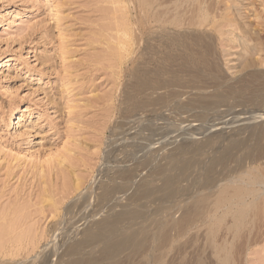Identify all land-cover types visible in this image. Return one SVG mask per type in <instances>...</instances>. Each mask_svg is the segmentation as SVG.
I'll use <instances>...</instances> for the list:
<instances>
[{
    "label": "rangeland",
    "instance_id": "obj_1",
    "mask_svg": "<svg viewBox=\"0 0 264 264\" xmlns=\"http://www.w3.org/2000/svg\"><path fill=\"white\" fill-rule=\"evenodd\" d=\"M113 1L0 0V222L11 226L6 237L0 235V264H66L69 244L126 206L140 209L147 224L171 215L174 206L206 190L208 169L236 140L242 146L233 150L237 156L230 168L241 163V172L254 170L264 181V154L258 151L264 148V0H236L244 7L246 34H241V19L239 26L220 34L212 26H192L189 16L179 20L181 25L161 30L143 0ZM178 1L166 0V5L172 8ZM118 26L134 48L122 62L108 54L116 46L112 39ZM197 34L212 46L210 54L194 41ZM158 69L165 78L179 70L185 82L175 86L159 81ZM200 71L220 75L221 84L194 81L192 75ZM252 76L257 78L253 88ZM139 81L156 89L142 93ZM19 108L23 110L15 117ZM201 145L200 153L195 148ZM190 159L194 165L191 176L181 181L182 193L167 201L160 193L134 201L145 182L162 188L165 177L159 169L174 175ZM227 170L217 166L219 181L229 175ZM75 179L83 180L79 192ZM114 183L125 188L116 195L119 200L99 205L101 188ZM261 188L252 223L236 238L232 264H264ZM26 234L44 239L33 249ZM203 240L178 260L202 255ZM208 253L205 264H213Z\"/></svg>",
    "mask_w": 264,
    "mask_h": 264
},
{
    "label": "bare ground",
    "instance_id": "obj_2",
    "mask_svg": "<svg viewBox=\"0 0 264 264\" xmlns=\"http://www.w3.org/2000/svg\"><path fill=\"white\" fill-rule=\"evenodd\" d=\"M143 1H144L145 8H146L145 10L149 14V16L151 17V21L154 22L158 27H160L161 30L165 29V25H173V26L178 25L179 26V25H181L179 20H181V18L184 16H189L192 18V22L194 21L193 23H195V24H191L192 26L201 27V28H205L207 26H212L220 34H222V33L226 34L227 33V32H223L224 28L229 29V28H234V27L239 26L240 25V19H241V34L247 33V29L244 28L245 25L243 26V24H245L246 22L245 23L242 22V21H244V18H246V17H244V18L242 17L244 12H245V11H243L244 7L240 2H237L236 0H235V2H231V0H179L178 2L175 3V6L172 8H170L166 5L168 0H167V2H166V0L165 1L164 0H143ZM232 1H234V0H232ZM132 2H134V1H132ZM112 3H115V1L112 0ZM128 3H131V2H128ZM133 5H134V3L131 6H133ZM120 8L121 9L123 8L122 5ZM111 9H112V6H111ZM118 10H116V11H118ZM132 10H134V9H132ZM113 11L116 12L115 9ZM117 13L121 14L122 12L121 13L117 12ZM116 15H118V14H116ZM254 16H256V15H254ZM133 17H135V15ZM133 17L130 20H134ZM119 19H120V22L122 24H124L122 22L123 18H119ZM125 20H127V19H125ZM125 20H124V22H125ZM187 21L189 23V20H187ZM135 22H133V25H136ZM111 23H113V22H111ZM116 25H118V24H116ZM124 25L128 26V24H124ZM185 25H186V23H185ZM113 26H114V24H113ZM122 26L120 28L121 31L118 29L119 26L117 27V29L119 30V31H117V37L115 39L114 38L112 39L114 41L116 40L115 41L116 43L111 40L112 36L109 37V39H108V40L112 41V43L114 42V44L116 45L115 48L110 49L112 51V53H108V54L115 55L116 58L121 62L125 58H127V56H129V54L131 52L134 51L132 42L129 39L127 32L125 31L124 33H122L124 31V30H122ZM115 29L116 28H114V30ZM244 29H246V30H244ZM138 30H140V29H138ZM140 33H141V31H140ZM137 34L138 33H136L135 35H137ZM141 35L142 34H140V36ZM200 35L197 34L195 36L196 38L194 39V41L201 45V47L205 53L210 54L212 52V46L210 44H207L205 41L206 39L201 38ZM113 37H115V35H113ZM153 37H155V36H153ZM156 37H159V36H156ZM240 41H241V38H240ZM142 42H143V40H142ZM140 44H141V41H140ZM140 44L139 43H138V45L136 44L137 45L136 47L138 48ZM214 44H215V42H214ZM240 44H242V43H240ZM244 44H246V43H244ZM111 46L112 45H110V47ZM245 47H247V46H245ZM107 51L110 52L109 49ZM133 56H136V55H133ZM133 56H131V58ZM111 57H114V56H111ZM131 58L129 60L132 62L133 59H131ZM179 60L177 59V61H179ZM125 64H126V62H125ZM210 66H211L212 70H216V66H214V64H211ZM173 68H174V66H173ZM186 73H189V71ZM191 73H193V72H191ZM194 73H196V72H194ZM155 76H156V79H158L159 81H164V83H166V84L170 83V84L175 85V86L182 85L185 82L183 77L179 74V70L177 72H175V71L171 72L170 77L165 78L162 75V70L158 69V71L155 73ZM192 76H193L194 81H198L200 79L206 78L207 80L212 81L215 84L218 83V86L220 83V78H219L220 75L219 76L214 75L212 72L210 74L206 75L204 71H200V72H198ZM192 76L190 78V75H189L188 81H192ZM162 77H163V79H162ZM255 82H257V78L252 76L250 83H249L252 86V88L255 86ZM224 84H226V83H224ZM222 86H223V83H222ZM150 89H156V87L153 86L152 84H150L149 82L147 83L145 81H139V90H141L142 93L147 91V90H150ZM157 91H159V90H157ZM175 95H176V93H175ZM211 96H214V95H211ZM207 98H208V96H207ZM191 101H192V99H191ZM197 101H199V100H197ZM200 102L202 103L203 100ZM195 103H196V101H195ZM185 104H187V103H185ZM189 106H191V105H189ZM141 109H142V107H141ZM22 110L23 109L19 108L15 114V117H17V115H19V112L21 113ZM251 116H253V115H251ZM258 116H261V115H258ZM159 120H160V118H159ZM127 122H128V120H127ZM165 122H167V121H165ZM124 123H126V121ZM170 125H172V124H170ZM168 127H169V124H168ZM166 129H167V127H166ZM176 129H178V128H176ZM156 131H157V129H156ZM258 137H260V134ZM248 140H249V138H248ZM243 141H244V139H243ZM222 142H223V140H222ZM241 143H242V141L237 142V140H236V142H233L231 146L225 148L220 153L219 157H217L214 160L211 168L208 169V172L206 171L207 174H206V178L204 181L206 190L202 189V192L200 191L201 193H199V191H198L199 194H197V195H195V193H194L195 196L193 195L192 198H190L191 197V195H190L189 196L190 199L186 200V202H184L185 204L179 203L180 205L174 206L175 209L173 208L174 210L172 212H170L171 215H169V214L161 215L163 217H160L159 219H153V220H151V222H149V224H147L146 223L147 221L145 219L146 215L144 216L143 212L140 209H137V207L133 208L132 207L133 205L132 206L131 205L126 206L120 212L114 213L109 218L106 217L107 219H104V220L97 222L95 224L96 225L95 227L92 226L94 228L87 229L85 231V233L83 232L84 233L83 237H81L78 241H76V242L73 241L74 243L69 244L67 246L68 248L65 252V257L68 258L66 260L67 262L65 261V263L66 264H167V263L168 264H205L207 261V260L204 261L205 254H206V252L209 251L208 254H209V257L212 259L213 264H232L233 248L235 245L236 238L240 237V235L244 231V229L247 228L248 225L252 223L251 216L257 208V202L259 201L260 195L263 192V191L261 192V189H262L261 187H263V185H264V181L262 180L263 177L261 178L260 177L261 174L259 175L258 172L257 173L259 176L254 175V170L250 171L248 169L244 172H241V163L239 164L238 168L237 167L236 168H230V164L233 162L234 157L237 156V155L233 156V150L235 148H237V150H238V148L242 146ZM252 143L250 145H252ZM175 145H176V143H175ZM198 145H200V144H198ZM202 145L198 146L195 149H197V151L200 152L201 148L204 147V146L202 147ZM247 145H248V143H247ZM220 146L221 145H219V148H220ZM243 150H245V148ZM185 151H186V148H185ZM258 151L261 154H264V148L262 146L258 147ZM248 152H249V150H248ZM187 153L188 152H185V154H187ZM246 157H247V155H246ZM250 157H251V155H250ZM176 158H178V157H176ZM64 160H65V158H64ZM151 160H152V158H151ZM246 161H247V159H246ZM64 163H65V161H64ZM234 163L235 162H233V164ZM173 165H174V163H173ZM193 165H194V161L191 159L182 161L177 166V168H176L177 171H176V174H174V175L173 174L172 175H165V174H167V173H165V169H159L158 173L163 174L165 177L162 188L157 190L152 186L151 183L145 182L142 186H140V188L136 192L134 201L137 202L141 199L142 200L143 199L149 200L156 193H160L162 196V199L165 201L166 199H171L175 195L182 193L184 190H182L183 188H181V185H180L181 181L185 178H188V176H191L190 172H191V169L193 168ZM220 165H222L226 170L228 169L227 170L228 173L227 172L226 173L229 174V175H226L225 179H223L224 177L222 178L223 179L222 182L219 181L216 177V173H218V172H216V168H217V166H220ZM136 175H138V174H136ZM124 176H126V175H124ZM129 178H128V180H129ZM77 179H79V178H77ZM77 179H75L76 180V182H75L76 184H75V188H74L75 192L76 191L79 192L81 187L83 186L81 183V181L83 182V180L80 179V181H79ZM125 179H126V177H125ZM123 184L126 185V183H123ZM119 185L114 183V185L103 186L101 188V193L98 195L99 205L103 206V205H106L107 203L110 204V203L114 202V200L118 199V198H116V195L117 194L119 195L120 192L125 190L124 187H122L121 185L119 186ZM125 185H123V186H125ZM207 189H209V190L207 191ZM56 204L52 205V207L56 208L57 207ZM105 209H106V207H105ZM167 211H169V210H167ZM173 212H175L174 215L172 214ZM155 214H157V213H155ZM227 220L229 222H227ZM1 225H2L1 227H3V228H1L2 230L0 232V235L6 237L10 233L9 230H11V226H6L5 220L1 223ZM29 234H32V231H30ZM201 237H203V239H204L203 240L204 241V249L202 250V255H198L195 258L193 257L188 262L179 261L178 259L179 258L182 259L183 255H187V254L191 253V251L196 250L197 244H198L199 240L201 239ZM24 238L30 239V241H29L30 246L33 249H37L39 247L40 242L44 239V235H42L41 237L40 236L38 237L36 235L34 237H32V236H28L26 234L24 236ZM76 239H78V238H76ZM46 250H48V249H46ZM198 252H199V250H198ZM33 253H34V251H33ZM29 254L30 253H28L27 255H29ZM46 255H45V257H46ZM54 256H55V254H54ZM51 257H49V258H51ZM39 262H41V261H39ZM39 262H38V264H39ZM47 262H46V264H48Z\"/></svg>",
    "mask_w": 264,
    "mask_h": 264
}]
</instances>
